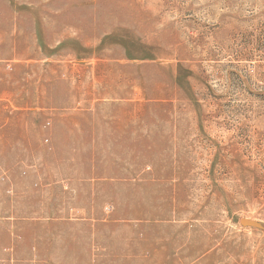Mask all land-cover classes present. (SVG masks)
<instances>
[{
  "label": "rangeland",
  "instance_id": "obj_1",
  "mask_svg": "<svg viewBox=\"0 0 264 264\" xmlns=\"http://www.w3.org/2000/svg\"><path fill=\"white\" fill-rule=\"evenodd\" d=\"M17 115L125 178L134 259L110 264H264V0H0Z\"/></svg>",
  "mask_w": 264,
  "mask_h": 264
},
{
  "label": "crops",
  "instance_id": "obj_2",
  "mask_svg": "<svg viewBox=\"0 0 264 264\" xmlns=\"http://www.w3.org/2000/svg\"><path fill=\"white\" fill-rule=\"evenodd\" d=\"M63 127L0 118V264L134 259V227L113 219L126 212L110 197L126 194L125 178L79 172V135Z\"/></svg>",
  "mask_w": 264,
  "mask_h": 264
}]
</instances>
